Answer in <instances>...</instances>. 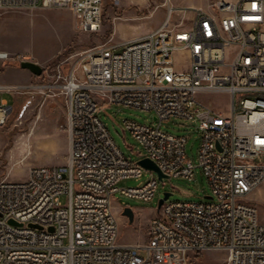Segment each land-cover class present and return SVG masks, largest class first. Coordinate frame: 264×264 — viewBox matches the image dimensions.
<instances>
[{
    "label": "built area",
    "instance_id": "obj_1",
    "mask_svg": "<svg viewBox=\"0 0 264 264\" xmlns=\"http://www.w3.org/2000/svg\"><path fill=\"white\" fill-rule=\"evenodd\" d=\"M107 1L120 0H0V10L66 8L79 31L96 33ZM170 2L167 19L149 34L94 46L68 70L62 61L46 72L48 84L0 86L63 95L70 135L66 164L33 165L24 180H0V264H94V256L101 264H186L189 252L208 249L227 251L228 264H264V220L247 201L264 183V0H214L200 31H192L193 18L185 24L184 13L175 19ZM215 46H222V55H215ZM179 52L189 58L186 68L176 65ZM11 60L20 65L29 59L0 50V72ZM193 70H200L202 85L189 79ZM202 92L230 95L227 111L200 107ZM73 102H80L79 112H72ZM113 105L154 113L158 125L124 119V130L171 178L193 179L195 165L186 153L187 136L161 124L184 118L198 122L201 134L199 166L211 198L166 200L143 244L119 242L114 196L150 201L158 180L119 187L123 179L142 177L145 168L131 165L102 121L100 111ZM11 108L0 105V126Z\"/></svg>",
    "mask_w": 264,
    "mask_h": 264
},
{
    "label": "rangeland",
    "instance_id": "obj_2",
    "mask_svg": "<svg viewBox=\"0 0 264 264\" xmlns=\"http://www.w3.org/2000/svg\"><path fill=\"white\" fill-rule=\"evenodd\" d=\"M167 0H120L107 1L103 10L102 28L96 33L81 32L75 27V16L66 8H11L0 10V50L11 57L26 55L30 61L43 67L41 76L32 74V84L45 85L52 78L56 65L65 61L67 70L78 63L84 53L105 42L120 44L128 39L149 33L167 19ZM189 11L185 24H190L191 4L201 0H178ZM172 3V0L170 2ZM183 12L177 9L178 19ZM121 51L122 48H117ZM176 65L186 68L189 58L186 53L175 54ZM12 61V60H11ZM14 62V61H12ZM18 65V64H17ZM47 72V73H46ZM29 72L19 67L4 66L0 72V83L24 82ZM7 99L12 106L6 122L0 126V180H24L33 165H62L67 163L70 135L67 129V104L63 95L53 96L46 89L38 93L0 89V105ZM197 100L214 104L227 111L232 97L222 92H202ZM111 136L125 156L133 163L146 157V153L130 132L124 130V119L142 124L158 125L152 112L113 105L99 113ZM161 128L175 135H186V153L195 165V175L189 180L172 177L161 181L156 172L144 170L140 178H126L119 187H134L155 177L158 189L150 201L125 196L117 192L114 196V213L118 219L120 243H146L149 241L151 220L157 216L160 199L166 192L172 193L168 200L201 202L211 195V189L202 168L199 166L201 134L198 122L172 117L161 124ZM66 197L62 202H66ZM247 201L256 206L260 221L264 220V183L247 196ZM135 212L132 224L122 214L124 207ZM123 207V208H122ZM186 264H228V252L208 249L187 254Z\"/></svg>",
    "mask_w": 264,
    "mask_h": 264
},
{
    "label": "water",
    "instance_id": "obj_3",
    "mask_svg": "<svg viewBox=\"0 0 264 264\" xmlns=\"http://www.w3.org/2000/svg\"><path fill=\"white\" fill-rule=\"evenodd\" d=\"M20 67H22L23 69H28L29 71H31L36 76H41V74L43 73V67L34 61H30V60L22 61L20 63ZM137 164H139L140 166H142L143 168H145L147 170H151V171L156 172L161 181H164L165 179H171V177L169 175H166L165 173H163L161 171V169L158 167V165L148 157H144V158L138 160ZM171 195H172V193H169V192H166L164 194V197L162 199H160V201H159V204H158L159 209H161L164 202L166 200H168ZM208 198H211V197L208 196ZM122 214L128 218L130 224H132L134 222L135 212H134L133 208H131L129 206L124 207ZM1 215L2 214L0 213V216ZM11 222L14 223L13 220H11ZM32 226L37 227L36 225H32Z\"/></svg>",
    "mask_w": 264,
    "mask_h": 264
},
{
    "label": "bare ground",
    "instance_id": "obj_4",
    "mask_svg": "<svg viewBox=\"0 0 264 264\" xmlns=\"http://www.w3.org/2000/svg\"><path fill=\"white\" fill-rule=\"evenodd\" d=\"M203 15H207V12L200 10V13H195V17L192 19V31H200L201 20H203ZM149 34V33H147ZM158 46H165V39H158ZM215 55H222V46H215ZM189 79H192V84L202 85L203 77L200 76V70H193L189 72ZM200 107H207V104L198 101ZM80 102L72 103V112H79ZM157 164L156 159H151ZM132 166H140L139 164L131 162ZM181 203H189V201H179ZM94 264H101V256H94Z\"/></svg>",
    "mask_w": 264,
    "mask_h": 264
},
{
    "label": "crops",
    "instance_id": "obj_5",
    "mask_svg": "<svg viewBox=\"0 0 264 264\" xmlns=\"http://www.w3.org/2000/svg\"><path fill=\"white\" fill-rule=\"evenodd\" d=\"M214 0H201L200 3H196V4H191L189 5V7H192L194 9H192L194 12H192V18L194 17L195 13L197 10H203L205 12H212V8H211V3L213 2ZM172 5L175 7L176 9V14H175V17H177V9L179 10V12H183L184 15H186L189 11H187V8L178 0H172ZM9 64H11L12 66H16V67H19L21 68L22 70H26L28 71L29 73L25 75V79H24V82H18V83H0V86H28V85H31L33 80H32V72L29 71L28 69H23L22 67H20V65H17L15 62H12V61H8V62H5L3 64H1L2 68L4 66H8ZM1 68V69H2ZM5 102L7 103V105L10 106L9 104V101L7 99H4L2 100L1 104ZM12 107V106H11ZM131 244H140V243H131Z\"/></svg>",
    "mask_w": 264,
    "mask_h": 264
},
{
    "label": "flooded vegetation",
    "instance_id": "obj_6",
    "mask_svg": "<svg viewBox=\"0 0 264 264\" xmlns=\"http://www.w3.org/2000/svg\"><path fill=\"white\" fill-rule=\"evenodd\" d=\"M124 208L122 209V212H123Z\"/></svg>",
    "mask_w": 264,
    "mask_h": 264
}]
</instances>
